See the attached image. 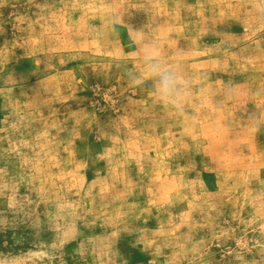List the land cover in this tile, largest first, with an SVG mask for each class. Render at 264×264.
Here are the masks:
<instances>
[{"label":"rangeland","instance_id":"obj_1","mask_svg":"<svg viewBox=\"0 0 264 264\" xmlns=\"http://www.w3.org/2000/svg\"><path fill=\"white\" fill-rule=\"evenodd\" d=\"M0 264H264V0H0Z\"/></svg>","mask_w":264,"mask_h":264},{"label":"clouds","instance_id":"obj_2","mask_svg":"<svg viewBox=\"0 0 264 264\" xmlns=\"http://www.w3.org/2000/svg\"><path fill=\"white\" fill-rule=\"evenodd\" d=\"M115 23V19H113ZM142 70L144 75L152 80V90L164 105L183 112L188 99L187 88L181 84V68L179 65L167 66L163 61L159 43L147 40L143 44ZM136 79H142L139 74H134Z\"/></svg>","mask_w":264,"mask_h":264}]
</instances>
